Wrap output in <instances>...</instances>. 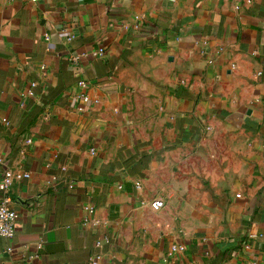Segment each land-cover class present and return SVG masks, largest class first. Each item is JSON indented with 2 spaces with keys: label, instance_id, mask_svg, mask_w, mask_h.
<instances>
[{
  "label": "crops",
  "instance_id": "0c3cea01",
  "mask_svg": "<svg viewBox=\"0 0 264 264\" xmlns=\"http://www.w3.org/2000/svg\"><path fill=\"white\" fill-rule=\"evenodd\" d=\"M7 170L0 264H264V0H0Z\"/></svg>",
  "mask_w": 264,
  "mask_h": 264
},
{
  "label": "built area",
  "instance_id": "2783aa9c",
  "mask_svg": "<svg viewBox=\"0 0 264 264\" xmlns=\"http://www.w3.org/2000/svg\"><path fill=\"white\" fill-rule=\"evenodd\" d=\"M80 84L85 85L86 83L85 81H81ZM28 176V174H22L13 170H7L4 174L3 179L0 181V190L5 194L0 202V237L2 238H12L16 234L18 212L12 205V199L9 194V189L16 180H21L22 178ZM164 206L165 202L160 198L154 199L151 202V207L155 210H159ZM183 249V246L174 244L172 245L171 252L169 254H173L174 252L180 250L182 251Z\"/></svg>",
  "mask_w": 264,
  "mask_h": 264
}]
</instances>
